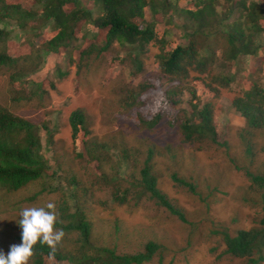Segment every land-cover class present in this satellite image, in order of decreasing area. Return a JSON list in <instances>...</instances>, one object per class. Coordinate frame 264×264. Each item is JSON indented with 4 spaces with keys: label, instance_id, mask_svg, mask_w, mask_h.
Instances as JSON below:
<instances>
[{
    "label": "rangeland",
    "instance_id": "1",
    "mask_svg": "<svg viewBox=\"0 0 264 264\" xmlns=\"http://www.w3.org/2000/svg\"><path fill=\"white\" fill-rule=\"evenodd\" d=\"M4 1L6 4L21 3L24 10L33 11L35 21L24 28L15 26L13 20L1 23L9 32V40L0 45V50L15 54L19 59H31L22 67L18 66L24 74L21 81H11L9 75L13 69L0 67V107L32 123H47L54 148L52 154L58 159L54 157L49 162L50 168L41 179L20 190L8 192L0 188L1 251L7 254L11 245L22 242L18 223L22 219L19 215L22 208L43 206L52 201L59 213L66 208L70 213L80 211L85 215L95 247L106 245L115 248L118 254H134L143 251L149 241L160 245L153 259L145 264H244L245 260L224 253L222 237L215 232L227 229L233 234L240 229H249L262 216L257 193L233 163L264 171V154L252 160L245 155L240 129L243 130L246 123L235 112L232 99L242 94L252 82L264 90V0L245 1L246 5L250 2L258 4L263 12V19L259 21L261 30L254 31L256 38H253L260 51L252 56H240L223 66L218 57H214V64L207 66L206 73H200L201 76L211 75V78L234 77L228 88L216 96L207 91L200 95L213 104L217 140L227 141L229 149L210 141L184 142L180 131L169 127L164 118L156 128L148 129L138 124L135 115L131 114L132 107L140 104L131 106V91L138 89L145 80L153 79V74L159 70L156 55L162 51L161 41H166L165 50L174 44H187V36L194 27L184 15L172 8L154 18L148 15L159 41L148 43L144 52L139 53L140 68L137 69L130 57H134L136 46L114 43L100 54L98 50L103 46L100 34H104V30L85 19L75 27V40L70 47L61 48L56 54L43 55L42 44L56 30L50 23L43 26L41 4L37 5L38 0ZM216 1L218 13L233 10L225 21L227 24L240 17V12L235 9L238 0ZM190 2L178 0L176 6L184 8ZM81 3L91 10L93 19L101 14L100 7L91 1L81 0ZM72 9L69 5L66 12ZM140 25L144 27L143 22ZM96 41L97 49L80 64L82 50ZM224 44L225 39H221L216 50ZM38 54L41 62H38ZM59 72L64 75L60 76ZM197 75L195 72L190 74L189 87ZM39 85L43 90H39L38 95L42 92V96L36 98L33 92ZM196 91L201 93V88L196 86ZM38 99H41L40 103ZM189 99L184 92L181 106L185 109H189ZM161 100V94L157 95L152 109L147 110L149 118L156 113ZM77 109L82 110L89 121L90 136L106 146L104 158L100 157L98 161L87 157L85 151L82 158L76 157L69 116ZM171 110L178 118L185 117L183 108L178 109L180 112ZM47 136L45 131L40 132L44 153L49 147ZM253 140L264 145V131L258 132ZM150 146L154 152L153 171L162 178L159 187L173 205L183 209L187 223L179 221L146 195L138 200L133 196V191L135 194L138 189L130 184L139 179ZM176 171H184V175L198 185L204 201L167 179L170 172ZM72 178L76 184L71 182ZM41 190L44 192L38 194ZM123 192H126L127 201L123 204L115 202L114 197L123 196ZM76 239H79L76 231L65 234L57 249L66 246L78 249L73 243Z\"/></svg>",
    "mask_w": 264,
    "mask_h": 264
},
{
    "label": "trees",
    "instance_id": "2",
    "mask_svg": "<svg viewBox=\"0 0 264 264\" xmlns=\"http://www.w3.org/2000/svg\"><path fill=\"white\" fill-rule=\"evenodd\" d=\"M88 1L100 7L101 14L95 19L91 10L83 6L81 0H38L37 5L42 6L40 18L43 26L50 23L56 30V33L42 44L40 50L42 54L45 56L56 54L61 48L70 47L75 40V27L85 19L97 29L104 30V34L103 32L100 34V38L103 37V46L98 50L100 54L114 43L121 46H136L134 57H130L139 69L140 60L137 59L139 53L144 52L148 43L159 41L156 40L154 23L149 22L148 15L154 18L155 15L165 13L172 8L184 15L194 28L187 36L186 45L173 43L170 49L165 50L166 41H161L162 51L156 55L159 60V70L153 74V79L145 80L138 89L131 91L133 93L131 106L140 103L132 107L134 111H131V114L133 117L135 115L138 124L148 129L156 128L164 118L169 127H175L176 131H180L184 142L210 141L220 148L229 149L227 141L217 140V132L213 124V104L203 100L200 95L207 91L212 92L213 97L216 96L219 91L228 88L234 77L229 75L211 78L209 77L211 75L201 76V74L206 73L209 64H214V57H218L220 65L223 66L226 62H234L240 56H252L258 52L260 46L255 45L256 40L253 38H256L254 31L261 30L259 21L263 19V12L259 5L254 2L246 5V0L235 1V9L240 12V17L227 24L225 21L233 10L218 13L215 10L216 0H191L184 8L176 6L178 0ZM69 5H72L73 9L66 12ZM33 16V11L24 10L21 3L6 4L4 0H0V45H5L9 40V32L6 27L1 26L4 20H13L16 22L15 26L24 28L35 21ZM139 22L140 24L143 22L144 27ZM221 39H225V44L216 50ZM96 45L98 46L97 41L82 50L80 64L97 49ZM219 50L220 54H218ZM8 53L0 50V67L13 69L9 79L13 82L21 81L24 74L20 71L22 68L19 70L18 66L22 67L31 58L19 59L15 54ZM99 57L101 59V56ZM37 59L41 62L39 54ZM192 72L198 75L193 77L196 81L194 80V84L191 83L192 86L189 87L188 79ZM59 75L63 76L64 73L59 72ZM196 86L201 88V93H197ZM39 90H43L41 85L36 86L33 92L36 98L42 96V92L38 95ZM184 92L190 97L187 104L189 109L181 106ZM159 94L162 100L157 106L156 113L149 118L147 110L152 109ZM38 100L40 103L41 99ZM232 106L246 123L244 129H240L244 153L250 160L257 158L264 154V145H258L253 140L256 139L258 132L264 131V90L252 82L242 94L232 99ZM180 108L185 111L184 118H178L176 113L171 114V109L180 112L178 110ZM126 116L129 117L128 114ZM47 125L45 122L32 123L0 107L1 189L16 192L29 183L41 179L48 172L49 162L56 156L52 154L54 153V148L51 146L52 136L48 132ZM69 126L77 158H82L84 151L87 157L94 161H98L100 157L104 158L106 146L90 136L89 121L82 110L77 109L70 113ZM41 131L48 134L49 147L46 148L45 153L42 152L44 146L40 137ZM153 155V147L150 146L139 179L130 184V187L138 189L135 194L133 191V196L138 200L146 195L179 221L187 223L183 209L173 205L167 195L161 191L159 183L162 178L157 171H153ZM233 166L244 174L249 187L257 193L262 216L249 229H240L233 234L227 229H220L215 234L222 237L225 254L245 260L244 264H264V171L251 170L237 163H233ZM184 173V171L170 172L167 179L174 186L204 201L198 185ZM71 182L76 184L75 178H72ZM43 192L44 190H41L38 194ZM125 193L123 192V196H115V202L125 203L127 201ZM56 227L62 228L65 234L78 232L79 239L73 241L78 245V249H70L69 246L57 249L58 245L54 257H50L51 249L46 245L37 244L35 255L29 264H145L150 262L161 248L153 241L147 242L143 251L134 254H118L115 248L106 245L95 247L90 237V223L85 215L80 211L70 213L66 208L59 213ZM2 247L0 240V251Z\"/></svg>",
    "mask_w": 264,
    "mask_h": 264
},
{
    "label": "clouds",
    "instance_id": "3",
    "mask_svg": "<svg viewBox=\"0 0 264 264\" xmlns=\"http://www.w3.org/2000/svg\"><path fill=\"white\" fill-rule=\"evenodd\" d=\"M19 215L22 217L18 221L22 228V242L11 245L7 254L0 251V264H29L37 244L50 248V257H54L65 236L63 229L56 227L59 221L56 204L49 201L43 206L25 207Z\"/></svg>",
    "mask_w": 264,
    "mask_h": 264
}]
</instances>
